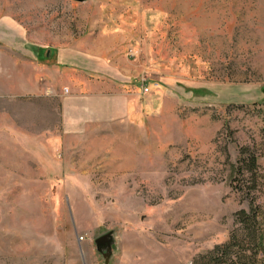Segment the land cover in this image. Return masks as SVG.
I'll return each instance as SVG.
<instances>
[{
	"label": "rangeland",
	"instance_id": "374dc122",
	"mask_svg": "<svg viewBox=\"0 0 264 264\" xmlns=\"http://www.w3.org/2000/svg\"><path fill=\"white\" fill-rule=\"evenodd\" d=\"M25 40L117 50L124 113L135 99L144 120L124 121V183L99 165L64 179L83 170L58 147L59 99L35 80L9 95L20 81L1 68L0 264H211L199 257L247 209L230 178L239 149L264 171V0H0L1 51Z\"/></svg>",
	"mask_w": 264,
	"mask_h": 264
},
{
	"label": "crops",
	"instance_id": "0c3cea01",
	"mask_svg": "<svg viewBox=\"0 0 264 264\" xmlns=\"http://www.w3.org/2000/svg\"><path fill=\"white\" fill-rule=\"evenodd\" d=\"M2 53L7 60L2 59ZM116 53L114 49L104 56L90 53L88 59L80 50L38 45L29 40L21 49L0 48V69L7 66L11 80L20 81L19 90L10 91L9 95L32 96L35 80L37 92L52 90L53 97L59 99L62 124L55 135L60 139L58 147L64 153V161L72 163L70 168L83 170L64 179H79L86 169L99 165L110 170L112 178L119 174L124 183V121L135 122L133 125L139 127L144 115L131 113L137 106L135 99L130 98L124 113V55L118 57ZM88 64L90 67L83 70L82 66ZM34 68L40 77L34 78ZM63 137L69 138L66 144Z\"/></svg>",
	"mask_w": 264,
	"mask_h": 264
},
{
	"label": "trees",
	"instance_id": "16d2710c",
	"mask_svg": "<svg viewBox=\"0 0 264 264\" xmlns=\"http://www.w3.org/2000/svg\"><path fill=\"white\" fill-rule=\"evenodd\" d=\"M253 105L259 106L258 115L264 121V102ZM230 178L232 189L247 203V209L236 212L238 229L228 241L199 259H208L211 264H264V171L254 150L239 149Z\"/></svg>",
	"mask_w": 264,
	"mask_h": 264
},
{
	"label": "water",
	"instance_id": "95a60500",
	"mask_svg": "<svg viewBox=\"0 0 264 264\" xmlns=\"http://www.w3.org/2000/svg\"><path fill=\"white\" fill-rule=\"evenodd\" d=\"M72 2L76 3H83L87 0H70ZM113 238L111 233H107L99 238L96 239V246L99 251H101L103 248L107 250V252H110L111 246H112Z\"/></svg>",
	"mask_w": 264,
	"mask_h": 264
},
{
	"label": "built area",
	"instance_id": "2783aa9c",
	"mask_svg": "<svg viewBox=\"0 0 264 264\" xmlns=\"http://www.w3.org/2000/svg\"><path fill=\"white\" fill-rule=\"evenodd\" d=\"M142 94H146L149 90L145 85H142Z\"/></svg>",
	"mask_w": 264,
	"mask_h": 264
}]
</instances>
